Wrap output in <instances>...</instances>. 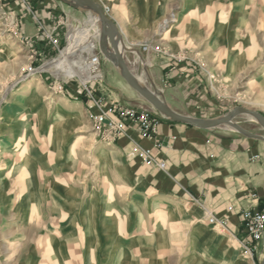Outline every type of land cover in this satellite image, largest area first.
Returning <instances> with one entry per match:
<instances>
[{
  "label": "rangeland",
  "instance_id": "obj_1",
  "mask_svg": "<svg viewBox=\"0 0 264 264\" xmlns=\"http://www.w3.org/2000/svg\"><path fill=\"white\" fill-rule=\"evenodd\" d=\"M59 1L64 11L47 23L30 0H0V264H263L264 229L254 240L245 226L239 237L196 199L161 196L133 177L119 139L134 129L153 142H133L132 152L165 173L155 150L167 119L137 92L141 107L111 97L106 68L117 70L101 52V25ZM94 1L123 35L132 73L166 103L173 72L185 65L181 103L195 109L186 116L218 118L235 107L264 115V0ZM93 98L158 118L154 139L135 125L116 137L100 133ZM234 123L264 137L249 116ZM136 145L152 149L166 169L146 164ZM246 211L264 214L241 211L244 225Z\"/></svg>",
  "mask_w": 264,
  "mask_h": 264
},
{
  "label": "crops",
  "instance_id": "obj_2",
  "mask_svg": "<svg viewBox=\"0 0 264 264\" xmlns=\"http://www.w3.org/2000/svg\"><path fill=\"white\" fill-rule=\"evenodd\" d=\"M30 5L47 23L57 20L66 7L59 0H30ZM30 18L26 15L25 22L35 34L36 27ZM155 67L153 79L161 88L163 68L159 64ZM185 71L186 66L180 65L173 72L174 78L165 96L171 109L192 115L195 109L181 103V86L187 81ZM106 81L113 99L142 106L138 94L109 66ZM157 139L163 147L155 153L167 163L165 173L141 164L132 152L133 142L144 147H152L153 142L142 139L134 129L119 139L117 149L133 177L161 196L186 201L196 199L202 208L212 210L229 231L239 237L246 235L240 212L264 211V142L234 132L202 130L169 120L161 121Z\"/></svg>",
  "mask_w": 264,
  "mask_h": 264
},
{
  "label": "water",
  "instance_id": "obj_3",
  "mask_svg": "<svg viewBox=\"0 0 264 264\" xmlns=\"http://www.w3.org/2000/svg\"><path fill=\"white\" fill-rule=\"evenodd\" d=\"M62 1L81 11H89L98 18L101 25L100 49L105 58L114 65L117 72L124 78L127 84L167 120L202 130H210L222 126L231 127L248 138L264 141L263 136L255 135L234 123L235 118L240 115H246L255 119L264 128V115L260 112L252 111L243 107H235L222 117L200 119L182 115L172 110L164 99H162L156 92H152L144 87L132 73L125 59V52L128 49L124 43L123 35L118 30L117 26L109 20L101 4L94 0ZM115 38L118 41L117 44L115 43Z\"/></svg>",
  "mask_w": 264,
  "mask_h": 264
},
{
  "label": "built area",
  "instance_id": "obj_4",
  "mask_svg": "<svg viewBox=\"0 0 264 264\" xmlns=\"http://www.w3.org/2000/svg\"><path fill=\"white\" fill-rule=\"evenodd\" d=\"M52 42L55 45V49L60 52L61 50L58 45V40L55 39ZM99 63L100 60L98 57H94L92 58V61H90V65H93L94 68H96V65H99ZM93 100L98 107V112L93 114V116L96 120V125L99 128L100 133L116 137L117 135H122V133L127 129V126L135 125L140 128V132L143 137L154 139L152 134L157 132V128L160 123L158 118L153 117L146 111L125 108L120 105H112V108L108 107L103 102V99L100 98H93ZM134 151L146 164L161 170L166 169V163L163 161L160 162L152 149L136 145ZM211 220L213 221L216 219L212 218ZM244 221L251 239H259L262 236L264 229V214L246 211L244 213Z\"/></svg>",
  "mask_w": 264,
  "mask_h": 264
},
{
  "label": "bare ground",
  "instance_id": "obj_5",
  "mask_svg": "<svg viewBox=\"0 0 264 264\" xmlns=\"http://www.w3.org/2000/svg\"><path fill=\"white\" fill-rule=\"evenodd\" d=\"M94 20V23L97 25H100V22H99V20H98V18H93ZM100 28H101V26H100ZM73 37V36H72ZM73 39V38H72ZM71 39V42H73V40ZM99 39H100V32L98 33V41H99ZM115 43L117 44L118 43V41H117V39L115 38ZM71 46H69L68 47V49H67V51L69 50V48H70ZM93 47L90 45V47H89V49L91 50ZM139 81V80H138ZM24 92V91H23ZM0 148H1V145H0ZM156 204H163V203H161L160 201L159 202H156Z\"/></svg>",
  "mask_w": 264,
  "mask_h": 264
}]
</instances>
